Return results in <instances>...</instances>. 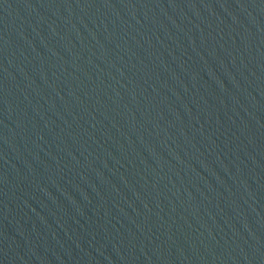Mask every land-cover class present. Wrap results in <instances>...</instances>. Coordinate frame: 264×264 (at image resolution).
<instances>
[{
  "label": "water",
  "instance_id": "95a60500",
  "mask_svg": "<svg viewBox=\"0 0 264 264\" xmlns=\"http://www.w3.org/2000/svg\"><path fill=\"white\" fill-rule=\"evenodd\" d=\"M0 264H264V0H0Z\"/></svg>",
  "mask_w": 264,
  "mask_h": 264
}]
</instances>
